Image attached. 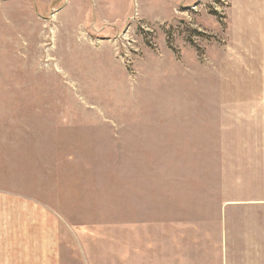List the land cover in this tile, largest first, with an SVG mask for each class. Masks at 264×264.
I'll return each mask as SVG.
<instances>
[{"label": "rangeland", "instance_id": "374dc122", "mask_svg": "<svg viewBox=\"0 0 264 264\" xmlns=\"http://www.w3.org/2000/svg\"><path fill=\"white\" fill-rule=\"evenodd\" d=\"M47 239L264 264V0H0V255Z\"/></svg>", "mask_w": 264, "mask_h": 264}, {"label": "crops", "instance_id": "0c3cea01", "mask_svg": "<svg viewBox=\"0 0 264 264\" xmlns=\"http://www.w3.org/2000/svg\"><path fill=\"white\" fill-rule=\"evenodd\" d=\"M25 249L22 245L15 246L12 248V251L10 255H15L19 256V258L24 259L23 255L28 256V261H39V264H57L56 260V252L54 247H51V241L50 239H47V244L40 246L38 248H29L28 251L24 252ZM53 253V254H52ZM34 254H38L39 256H35ZM7 254H1L0 255V264L4 262V259H2L4 256H10ZM17 256L13 258H17ZM14 264V263H11Z\"/></svg>", "mask_w": 264, "mask_h": 264}]
</instances>
